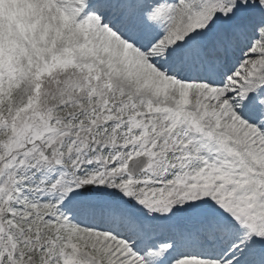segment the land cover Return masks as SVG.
Here are the masks:
<instances>
[{
	"label": "snow or ice",
	"instance_id": "obj_1",
	"mask_svg": "<svg viewBox=\"0 0 264 264\" xmlns=\"http://www.w3.org/2000/svg\"><path fill=\"white\" fill-rule=\"evenodd\" d=\"M0 264H264V0H0Z\"/></svg>",
	"mask_w": 264,
	"mask_h": 264
}]
</instances>
